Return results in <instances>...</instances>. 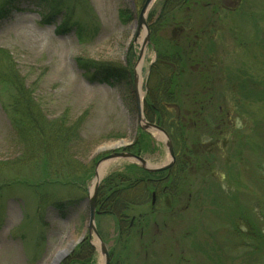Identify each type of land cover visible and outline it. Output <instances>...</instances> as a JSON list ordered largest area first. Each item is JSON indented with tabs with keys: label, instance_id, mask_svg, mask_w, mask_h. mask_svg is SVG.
<instances>
[{
	"label": "rangeland",
	"instance_id": "rangeland-1",
	"mask_svg": "<svg viewBox=\"0 0 264 264\" xmlns=\"http://www.w3.org/2000/svg\"><path fill=\"white\" fill-rule=\"evenodd\" d=\"M144 2L84 0L70 6L72 12L57 16L56 23L51 24L45 23L49 9L30 6L0 24V50L10 55L46 117L54 120L66 115L69 123L83 119L81 140L70 148L68 158L78 172L74 176L77 185L72 183L81 188L74 196L84 197L66 218L36 199L32 186L48 187L41 182L43 167L35 163L14 166L27 148L7 115L12 92L7 82L0 79V185L4 183L0 186V264H52L57 252L89 237L88 196L98 162L120 142L130 144L125 151L131 152L143 130L138 120L133 76L130 86L92 83L84 77L76 60L108 63L133 74L141 49L135 34ZM226 3L235 9L194 10L191 26L192 30L206 28L208 32L201 43L206 45L218 74L213 91L215 105L230 110L234 129H242L237 136L244 139L232 144L221 139L213 147L205 143V164L197 165L190 155L183 156L185 166L176 178L178 195L167 205L155 202L157 214H151L149 202L129 211L131 220L118 223L97 202L96 226L109 251L110 264H264V248H255L250 242V235L257 236V231L264 234V0ZM163 4L164 0H156L147 14L151 44L146 49L141 74L143 100L154 83L151 70L158 49L163 50L173 37L172 31L188 21L180 13L181 23L173 24L176 22L170 19L162 28ZM122 11L130 16H121ZM62 18L63 23L68 21L66 27L56 29ZM74 25L83 29V40ZM150 26L158 28L154 34ZM4 59L1 53L3 67ZM230 73L243 79L244 85L252 78L250 87L241 89H250L252 96L236 95L228 84ZM184 78L189 81L188 74ZM156 133H152L153 140L148 141L139 156L152 166L161 167L170 161V156ZM196 140L191 131L188 143ZM129 164L132 163L127 160H116L102 181L113 172H125ZM55 187L54 192L66 193L62 186ZM136 219L129 231L123 229L127 227L123 224L133 225ZM236 225L239 233L234 231ZM43 234L46 239L37 247ZM91 243L97 254L96 264H104L98 241L93 238Z\"/></svg>",
	"mask_w": 264,
	"mask_h": 264
},
{
	"label": "trees",
	"instance_id": "trees-1",
	"mask_svg": "<svg viewBox=\"0 0 264 264\" xmlns=\"http://www.w3.org/2000/svg\"><path fill=\"white\" fill-rule=\"evenodd\" d=\"M83 1L0 0V24L11 18L14 13L27 11L30 6L49 9L51 12L45 17V23H56L57 16L63 17L68 10L72 12L71 7L74 4L79 5ZM196 1L199 0H164L160 12V26L162 28L166 26L170 19L172 23L176 22L173 24L181 23L178 20H183L179 17L180 13H183V9H176V7L190 6ZM205 1L212 5L221 4L216 0ZM189 14L184 17L188 20L185 23L187 31L193 28L191 26L193 20ZM120 15L125 18L130 16L126 11H122ZM204 19L209 21L207 18ZM67 22L63 23L62 18V23L56 29H62L63 25L66 27ZM157 29L150 26L153 34ZM194 31L208 34L206 28ZM77 34L79 39L83 40L81 27L77 26ZM201 41L194 46V44H179L171 39L167 41V46L163 50L158 49L157 61L151 70L154 83L149 86V92L144 99V114L147 120L161 126L169 134L174 144L176 163L171 170L157 173H150L136 164H129L125 168V172H113L102 181L97 196L98 207L106 209L107 213L113 215L118 223L120 220H131L128 217V212L132 211L135 206L149 202L151 214H157L156 207L152 204L154 193L156 205L157 203L167 205L176 199L179 187L176 178L185 166V162L182 160L183 156L190 155L197 165L198 163L205 164L204 156L208 154L203 149L205 143L209 147H213L214 142L221 139L223 142L229 141L232 144L243 138L241 137L240 140L237 136L239 135L237 132L242 129H234L235 125L232 122L230 110L226 111L222 106L217 108L215 105L216 96L213 91L215 82L218 81V74L216 76L214 65L212 66V57L209 56L206 45L204 46ZM0 52L4 53L6 58V60L4 59L6 66L0 65V79L7 82L6 85L12 92L11 102L6 106V112L15 133L27 148L26 153L14 163V166L19 164L22 167H28L33 163L41 164L44 173L41 182L48 187L44 188L40 184L32 186L36 199L42 204H49L60 213L62 218H66L68 211L77 206V203H80L84 198L82 195L79 198L74 196V193L81 188L76 186L78 180L75 177L78 172L71 165L73 163L71 158H68L70 148L78 140H81L83 119L69 123L68 117L64 115L49 120L31 90L27 88L25 79L15 68L10 55L1 50ZM76 63L83 71L84 77L92 83H104L111 86L125 83L130 86L132 81V71L120 66L82 59L76 60ZM196 65H199L200 69L191 70L190 67ZM186 74L189 75V81L184 78ZM228 77V84L236 92V95L241 96L244 93H249V95H245L252 96L250 89L241 92L245 86L246 89L250 87L252 78L244 85L243 79L240 77L231 73L228 74ZM193 85L197 86L196 89L193 88ZM191 131L197 136V140L189 144L188 135ZM152 140L150 134L141 131L131 152L140 155L149 144L148 141ZM62 163L63 166L60 167ZM55 186H62L65 188L63 192L66 193L62 195L60 192H54ZM137 219L132 226L123 224L127 227L122 228L129 231L136 225ZM235 229L238 233L240 232L238 225L235 226L234 231ZM257 233L255 237L250 235L252 237L250 242L255 248L263 249L264 234L259 231ZM45 239V235H41L37 247H40ZM96 255L94 246L88 237L77 245L72 254L61 264H96Z\"/></svg>",
	"mask_w": 264,
	"mask_h": 264
},
{
	"label": "water",
	"instance_id": "water-1",
	"mask_svg": "<svg viewBox=\"0 0 264 264\" xmlns=\"http://www.w3.org/2000/svg\"><path fill=\"white\" fill-rule=\"evenodd\" d=\"M155 1L156 0H145L144 4H143V6L139 12L137 30H136V34H135V40H137V38L140 36L143 29L146 31L145 32L146 35H145L143 44H142L141 49H140L138 61L143 57L145 49L151 44L149 27L147 24V14H148L151 6L153 5V3ZM133 83H134L133 89H134V95H135L136 106H137V111H138V120L140 123V128L148 134L152 135L153 132H157V133H161L164 136V138H165L164 142H165L166 147L168 149L170 161L161 167L152 166L143 157L136 155L132 152L125 151V149L130 147V144L125 145L123 142H120L119 144L114 146V148H113L114 151L112 153H110L108 156L103 157L98 162V166L104 162H107V161H116L119 159H123V160H127L133 164L138 165L140 168H142L143 170L150 172V173H157V172H163V171L170 170L174 166L175 161H176L175 153H174V146H173V143H172L171 138L169 137L168 133L162 127L158 126L157 124H154V123L147 121L145 116H144L143 99L141 97V94L139 93V88H138L139 75L136 71V66L134 67V70H133ZM118 149H124V150L123 151H117ZM101 182H102V180L94 183L93 187L89 193V199H88V202H89L88 234H89V237L91 240L93 238H95L98 241V248L101 252V255L103 256L104 264H110L111 258H110L109 251L107 249V246L103 242V240H102V238H101V236L97 230V226H96V217H97V215H99V212L97 211V195H98V191H99ZM154 197H155V195H154ZM154 202H155V199L153 200V203ZM81 241H82V239L79 240L78 242H75L72 245H70L68 247V249L57 252L56 256L54 257V259L52 261V264H61V262L63 260H65L71 252H73L75 247Z\"/></svg>",
	"mask_w": 264,
	"mask_h": 264
},
{
	"label": "flooded vegetation",
	"instance_id": "flooded-vegetation-1",
	"mask_svg": "<svg viewBox=\"0 0 264 264\" xmlns=\"http://www.w3.org/2000/svg\"><path fill=\"white\" fill-rule=\"evenodd\" d=\"M219 2L221 3L220 5H212L211 3H208L205 0H199V1L194 2L190 6H182V7L180 6V7H176V9H180V8L183 9V14H182L183 17L187 16L188 13H190L189 16L191 17L192 16L191 13H193L194 10L199 11V9H203L201 11H204V10L205 11H211V9H213V10L215 9L217 11H218V9L219 10H222V9L233 10V9H235L232 6L229 7V5L226 3V0L219 1ZM199 14H201V12H199ZM176 32H178V34H175ZM172 34H173L172 39L174 42H177L179 44L186 43L188 45L194 44V46H196L197 43H200V41L203 39L202 36L205 35L204 32H198L197 33L194 30L187 31V29H185V25H183V24L180 27L177 26L172 31ZM192 39H193V41H192ZM190 68H191V70L197 71L198 69H200V66L196 65L195 67H190ZM200 104H202V103H200ZM132 224H133V222H132Z\"/></svg>",
	"mask_w": 264,
	"mask_h": 264
},
{
	"label": "bare ground",
	"instance_id": "bare-ground-1",
	"mask_svg": "<svg viewBox=\"0 0 264 264\" xmlns=\"http://www.w3.org/2000/svg\"><path fill=\"white\" fill-rule=\"evenodd\" d=\"M146 31L143 29L140 36L137 38V40H135L136 44H138V46H142L143 44V41H144V38H145V33ZM147 49V48H146ZM146 49L144 51V55L143 57L137 62L136 64V71L139 75V85H138V88H139V93L141 94V97L143 96L142 94V86H143V80H142V70H143V67H144V63H145V56H146ZM157 135V138L159 140H163L164 141V136L161 134V133H156ZM116 161H107V162H104L102 163L101 165L98 166L97 168V172H96V179L94 181V183L96 182H99L100 180L103 179L105 173L115 165ZM98 246V243L96 244Z\"/></svg>",
	"mask_w": 264,
	"mask_h": 264
}]
</instances>
